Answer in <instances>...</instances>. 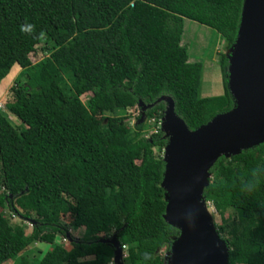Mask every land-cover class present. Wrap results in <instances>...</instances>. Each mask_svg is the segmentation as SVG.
<instances>
[{"label": "trees", "instance_id": "obj_1", "mask_svg": "<svg viewBox=\"0 0 264 264\" xmlns=\"http://www.w3.org/2000/svg\"><path fill=\"white\" fill-rule=\"evenodd\" d=\"M242 0H0V81L17 65L23 85L10 88L0 114V264L33 244L49 249L37 264H59L54 240H71L77 251L63 264H106L111 232L125 247L122 264H165L157 251L179 232L163 219L161 151L167 138L148 137L144 123L160 120L169 98L189 132L232 108L226 84L228 61L217 65L222 94L201 97L202 64L189 63L181 45L183 19L213 30L232 45ZM23 29V30H22ZM42 36L55 49L29 61ZM89 95L83 104L80 97ZM141 102L143 123L131 132L117 109ZM202 199L237 211L236 232L224 239L227 264H264V141L208 170ZM14 215L32 224L25 233ZM230 228H233L231 226Z\"/></svg>", "mask_w": 264, "mask_h": 264}, {"label": "water", "instance_id": "obj_2", "mask_svg": "<svg viewBox=\"0 0 264 264\" xmlns=\"http://www.w3.org/2000/svg\"><path fill=\"white\" fill-rule=\"evenodd\" d=\"M226 89L232 108L189 132L174 114L169 98L160 131L167 138L163 219L179 232L166 264H227V246L213 229L202 199L209 168L219 156L230 158L264 141V0H242L236 37L227 50ZM143 111L146 107L138 102ZM170 148V152L167 149ZM113 248L114 264H122L115 236L104 241Z\"/></svg>", "mask_w": 264, "mask_h": 264}, {"label": "rangeland", "instance_id": "obj_3", "mask_svg": "<svg viewBox=\"0 0 264 264\" xmlns=\"http://www.w3.org/2000/svg\"><path fill=\"white\" fill-rule=\"evenodd\" d=\"M181 45L186 48L188 57L202 64L201 84H200V96L214 97L222 94L221 75L217 65L219 55L223 54L227 57V51H225L224 42L219 36L211 29L198 25L197 23L183 19ZM55 49L54 44L46 37L42 36L38 45L35 47L33 53L29 55V61L31 64H35L42 58L47 57ZM21 70L17 65H14L8 75L0 81V114L7 120V122L16 130L21 131L23 125L10 115L6 109L5 104L10 102L11 94L10 88L16 84L23 85L25 78L20 74ZM219 92V93H218ZM211 95V96H209ZM89 95H83L80 97V101L85 104L89 101ZM114 116L124 118L123 124L133 132L135 126L143 123L141 119V111L138 107L127 110L117 109ZM147 125V129L143 131V134L148 137L151 133L160 130L161 119L150 120L144 122ZM162 159L164 158V149L158 151L154 150ZM212 178L209 177L208 180ZM0 192L2 189L0 187ZM204 208L209 216L210 223L216 232V229L223 228L221 236L224 239L230 237L232 232H236V220L239 216L237 211L224 209L222 212L218 211L217 207L210 203L204 202ZM1 213L5 218H8V211L6 207H1ZM9 222L12 224L20 225L25 233L30 232L32 224H28L26 221H20L18 218L9 217ZM233 226V228H230ZM82 236V230L71 231L69 237L62 238L57 236L54 240L55 244L59 245L61 252L58 257L59 264H63L64 261L77 253V251L71 246L70 241L79 239ZM101 240L107 238L111 240L113 234L101 233L98 235ZM219 237V236H218ZM47 244H33L28 247L24 252L19 254L16 258L8 260L3 264H37L43 254L49 249ZM158 256L166 264L170 257V250L166 246H162L157 251Z\"/></svg>", "mask_w": 264, "mask_h": 264}, {"label": "built area", "instance_id": "obj_4", "mask_svg": "<svg viewBox=\"0 0 264 264\" xmlns=\"http://www.w3.org/2000/svg\"><path fill=\"white\" fill-rule=\"evenodd\" d=\"M10 217L14 218L15 216L14 215H10ZM28 224H30V223H28ZM120 249H121V259H123L125 257V255H126L125 254V247L124 246H120ZM106 264H114L113 258H111Z\"/></svg>", "mask_w": 264, "mask_h": 264}, {"label": "crops", "instance_id": "obj_5", "mask_svg": "<svg viewBox=\"0 0 264 264\" xmlns=\"http://www.w3.org/2000/svg\"><path fill=\"white\" fill-rule=\"evenodd\" d=\"M188 62L189 63H195V62H197V61H195V60H192L190 57L188 58ZM219 93V92H218ZM209 96H211V95H209Z\"/></svg>", "mask_w": 264, "mask_h": 264}, {"label": "bare ground", "instance_id": "obj_6", "mask_svg": "<svg viewBox=\"0 0 264 264\" xmlns=\"http://www.w3.org/2000/svg\"><path fill=\"white\" fill-rule=\"evenodd\" d=\"M167 152H170V148L167 149Z\"/></svg>", "mask_w": 264, "mask_h": 264}, {"label": "clouds", "instance_id": "obj_7", "mask_svg": "<svg viewBox=\"0 0 264 264\" xmlns=\"http://www.w3.org/2000/svg\"><path fill=\"white\" fill-rule=\"evenodd\" d=\"M23 30V29H22Z\"/></svg>", "mask_w": 264, "mask_h": 264}]
</instances>
